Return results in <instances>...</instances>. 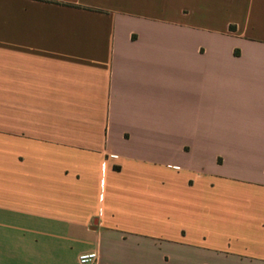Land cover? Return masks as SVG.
<instances>
[{
    "label": "crops",
    "instance_id": "1",
    "mask_svg": "<svg viewBox=\"0 0 264 264\" xmlns=\"http://www.w3.org/2000/svg\"><path fill=\"white\" fill-rule=\"evenodd\" d=\"M264 264V0H0V264Z\"/></svg>",
    "mask_w": 264,
    "mask_h": 264
},
{
    "label": "built area",
    "instance_id": "2",
    "mask_svg": "<svg viewBox=\"0 0 264 264\" xmlns=\"http://www.w3.org/2000/svg\"><path fill=\"white\" fill-rule=\"evenodd\" d=\"M97 254L92 253H84L78 256V263L79 264H97Z\"/></svg>",
    "mask_w": 264,
    "mask_h": 264
}]
</instances>
